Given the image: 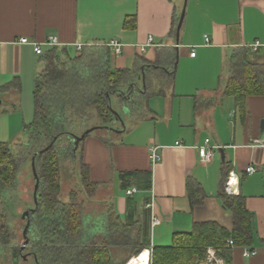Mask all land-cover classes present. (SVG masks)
Returning <instances> with one entry per match:
<instances>
[{
    "label": "crops",
    "instance_id": "0c3cea01",
    "mask_svg": "<svg viewBox=\"0 0 264 264\" xmlns=\"http://www.w3.org/2000/svg\"><path fill=\"white\" fill-rule=\"evenodd\" d=\"M183 10L178 37L172 34L173 21ZM150 35L153 44L142 52L140 46ZM49 36H56L60 43L54 47L71 57L79 56L84 47L119 41V55L110 48L114 69L159 59L167 68L169 49L176 52L172 85L166 86L163 71L150 73L149 87L164 92L142 99V109H125L111 134L91 132L83 141L81 161L93 183L112 187L110 203L123 222L132 215L142 223L146 220L152 248L173 245L175 234L190 233L197 222L214 221L233 229V216L219 197L223 168L231 165L239 178V193L254 216L253 244L233 247V264H264V94L248 96L241 108L235 97L224 93L237 51H253L251 61L264 70V0H0V142H16L21 136L15 126L22 123V90L35 82L43 66L34 46L18 39L44 42ZM51 48L45 46V51ZM142 78L138 80L146 89ZM14 80H19L18 87L2 89ZM206 138L224 149L225 162L219 150L212 162L201 161L197 146ZM154 146L161 155L155 164L150 158ZM249 167L256 171L249 174ZM147 170L152 171V187L137 190L144 194L139 204L135 193L129 196L120 188L119 172ZM189 180L200 183L201 203H191ZM154 217L159 220L156 225ZM111 248L116 263L131 254V248ZM245 248L258 252L246 257ZM205 264L224 262L215 258Z\"/></svg>",
    "mask_w": 264,
    "mask_h": 264
},
{
    "label": "trees",
    "instance_id": "16d2710c",
    "mask_svg": "<svg viewBox=\"0 0 264 264\" xmlns=\"http://www.w3.org/2000/svg\"><path fill=\"white\" fill-rule=\"evenodd\" d=\"M179 20V16H176L173 21V35L178 34ZM125 26H129V19L126 20ZM105 47L104 53L95 55L88 53L90 49L87 47L82 49L79 56L74 57L59 47L46 50L41 55L43 66L36 76L33 91L34 121L24 125L28 138L27 142L22 144L26 157H32L39 178L37 202L35 210L30 211L28 233L32 239L33 250L39 254L40 262L127 264L132 256H139L152 246L146 220L142 223L135 220L132 215L129 221L123 222L116 213L113 203L108 206L107 212L95 218L91 214L84 215L81 211L75 213L72 205L59 199V159L65 156L76 159L79 153L82 155V144L85 139L83 138L78 145L76 142H70L72 144L68 143L66 146L59 144L62 137L68 135L75 137V129L71 128V122L77 119L73 125H85L91 118L93 109L104 118L115 115L110 97L116 91L123 92V89L127 91V99L129 97L132 99L131 95L136 93L138 99H149L155 93H163V89L155 92L148 86V73L163 71L166 86L172 85L174 80L178 58L172 49L167 53L169 58L167 68L160 66L162 63L159 59L155 63L144 62L141 67L114 69L111 66L110 47L108 45ZM252 52L249 49L239 50L233 55L231 75L224 91L226 95L235 97L241 108H245L248 96L264 94V70L251 61ZM87 55L89 56L86 57ZM142 76L147 81H145L147 88L138 92L140 82L138 77ZM19 83V80H14L2 89L18 87ZM91 132L93 133V130ZM10 145L7 142H0V200L5 189L14 187L21 167ZM81 164L84 169L83 183L87 188L92 187L91 190H94L100 184L89 179L87 166L82 161ZM225 164L219 197L233 216V229L227 230L214 221L197 222L190 233L175 234L173 245L152 248L151 264H205L209 256V247L215 249L217 258L222 259L224 264H233V247L252 246L254 216L247 208L245 197L241 193L231 195L225 190V184L232 171L231 165ZM119 178L120 188L125 191L134 185L137 190L142 191L152 187V171H122L119 172ZM188 191L193 205L202 202L203 198H199L204 196V191L200 183L189 180ZM128 201L129 204L133 202L130 197ZM230 240L233 244L229 243ZM111 247L125 249L136 247L137 250H132L128 258L116 263V253H113Z\"/></svg>",
    "mask_w": 264,
    "mask_h": 264
},
{
    "label": "rangeland",
    "instance_id": "374dc122",
    "mask_svg": "<svg viewBox=\"0 0 264 264\" xmlns=\"http://www.w3.org/2000/svg\"><path fill=\"white\" fill-rule=\"evenodd\" d=\"M89 49L90 52L88 53L93 55L97 53H104L106 51V47L100 44L91 45L89 46ZM88 56L89 55L86 57ZM117 65L120 66V61H118ZM152 75L153 74L148 73V86H150V79L152 80ZM34 85L35 82L30 81V83L25 84V87L22 90L20 97L21 107L20 111L18 112V115H20L22 119V125L19 124L18 126H15V129L19 130L17 135L21 134V136L19 137L18 141L10 143L11 150L18 158L21 167H19L18 176L16 178L14 187L7 188L1 193L0 264H49L45 263L44 261H39V254L33 250L34 246L32 239L29 238L27 229L28 221H30L31 216V214H28V212H30L32 209H35L36 205V179L33 171L32 157H26L22 144L26 143L28 138L24 125H29L34 121ZM141 89L145 88L143 85H141V82H139L138 92ZM137 94L138 93L131 95L132 99L130 97L127 99V91H124V89L123 92L116 91L110 97L111 107L115 115L104 118L101 117L100 114L94 109L91 110V115L89 114L91 118L85 122V125H73L77 122V119H74L71 122V128L73 127L75 129L74 135L76 138L73 137V135L62 137L59 141V144L61 146H66L70 142L77 143V137H80L84 131L86 132L87 130L91 129L93 132L103 133L105 135L111 134L114 127L119 125L120 119L125 116V109H142V99H138ZM16 120L14 118L12 122L14 123ZM80 155L81 154L79 153L78 158L76 159L70 156L60 157L59 159V199L66 204L72 205L71 207L75 213L81 211V213L84 215L91 214L95 218H98L103 213L107 212V210H109L108 206L111 204L110 202L113 193L112 187H105L102 185L95 187L94 190H91L92 187L87 188L83 183L84 169L79 158ZM217 159H220V155H217ZM118 194L123 195L124 193L119 191ZM143 195L144 194L141 191L135 192V197L139 204L143 201ZM147 249L152 251V246ZM209 249L212 250L214 256L217 258L215 249L213 247H209V256L207 261H209L210 257ZM130 250H137V248L134 247V249L131 248ZM149 264H151V257Z\"/></svg>",
    "mask_w": 264,
    "mask_h": 264
},
{
    "label": "built area",
    "instance_id": "2783aa9c",
    "mask_svg": "<svg viewBox=\"0 0 264 264\" xmlns=\"http://www.w3.org/2000/svg\"><path fill=\"white\" fill-rule=\"evenodd\" d=\"M154 41V37L153 35H150L148 38V42L146 44H143L140 46V50L142 52H144L146 50L147 47L151 46L153 44ZM206 41L209 42V38H206ZM18 42L20 44H32L34 46V51L37 55H42L45 52V46H58L59 45V40L56 36H49L48 39L44 42H36V41H31L29 38L27 37H21L18 39ZM107 45L112 49L113 54L115 55H119L122 51V44L117 41V40H111L107 43ZM83 47V45H79L78 49L81 50ZM192 56L196 55V52L193 50L191 52ZM177 145H181V142H177ZM221 148V146L219 145H215L212 143L210 138H206L204 144L197 146V149L199 151L200 154V159L202 162H212L215 158V155L217 153V151ZM159 146H154L151 148V153H150V158H151V162L153 164L159 162L161 160V155L158 152ZM249 174H252L256 171V169L254 167H249L247 169ZM238 185H239V178L236 175V173L234 171L230 172L229 178L225 184V190L227 191V193L234 195V194H238L239 190H238ZM137 191L136 187H132L126 190L128 195H133L135 192ZM153 206V204H149L148 205ZM159 223V220L157 218H153V225H156ZM230 244H233V241L230 240L229 241ZM258 250L256 248L253 249H249V248H245L244 254L246 257L252 256L257 254ZM209 260L212 261L214 260L216 257L214 256L213 252L211 249H209Z\"/></svg>",
    "mask_w": 264,
    "mask_h": 264
},
{
    "label": "water",
    "instance_id": "95a60500",
    "mask_svg": "<svg viewBox=\"0 0 264 264\" xmlns=\"http://www.w3.org/2000/svg\"><path fill=\"white\" fill-rule=\"evenodd\" d=\"M184 16H185V10H183L182 15H181L180 20H179V24H178V37H179L180 29H181L182 24H183V21H184ZM91 131H92V129L91 130H87L80 137H77V145L79 144V142L83 138H85V135L88 134V133H90ZM261 139L264 140V119L261 122ZM219 153L221 154L222 161L225 162V151H224V149L223 148H220L219 149ZM33 171H34V176H35V179H36V191H35V203H36L37 202V190L39 188V178H38L37 172H36L35 167H34V161H33ZM34 210L35 209H32L31 211H34ZM29 213L30 212H28V214ZM28 226H29V221H28L27 229H28Z\"/></svg>",
    "mask_w": 264,
    "mask_h": 264
},
{
    "label": "bare ground",
    "instance_id": "6f19581e",
    "mask_svg": "<svg viewBox=\"0 0 264 264\" xmlns=\"http://www.w3.org/2000/svg\"><path fill=\"white\" fill-rule=\"evenodd\" d=\"M149 262V251L144 250L139 256H134L127 264H149Z\"/></svg>",
    "mask_w": 264,
    "mask_h": 264
}]
</instances>
